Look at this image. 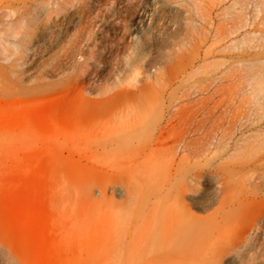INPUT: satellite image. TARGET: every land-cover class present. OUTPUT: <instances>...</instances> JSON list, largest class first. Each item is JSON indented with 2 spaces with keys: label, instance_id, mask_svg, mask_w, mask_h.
<instances>
[{
  "label": "rangeland",
  "instance_id": "374dc122",
  "mask_svg": "<svg viewBox=\"0 0 264 264\" xmlns=\"http://www.w3.org/2000/svg\"><path fill=\"white\" fill-rule=\"evenodd\" d=\"M0 264H264V0H0Z\"/></svg>",
  "mask_w": 264,
  "mask_h": 264
}]
</instances>
